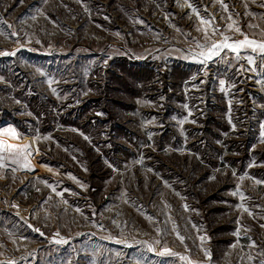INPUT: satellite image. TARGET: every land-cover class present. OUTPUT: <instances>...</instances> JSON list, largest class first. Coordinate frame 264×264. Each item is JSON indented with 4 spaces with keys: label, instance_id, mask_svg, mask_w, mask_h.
<instances>
[{
    "label": "rangeland",
    "instance_id": "374dc122",
    "mask_svg": "<svg viewBox=\"0 0 264 264\" xmlns=\"http://www.w3.org/2000/svg\"><path fill=\"white\" fill-rule=\"evenodd\" d=\"M224 37L264 0H0V264H264V53Z\"/></svg>",
    "mask_w": 264,
    "mask_h": 264
},
{
    "label": "snow or ice",
    "instance_id": "6c2138e0",
    "mask_svg": "<svg viewBox=\"0 0 264 264\" xmlns=\"http://www.w3.org/2000/svg\"><path fill=\"white\" fill-rule=\"evenodd\" d=\"M198 47H202L201 45H197ZM248 46V47H252L253 51L259 49V51L261 53H264V43H259L257 44L255 41L249 40L247 38H245L242 41H238L236 43H229L228 42V37H224L221 43H213L212 46L208 49L207 53L205 52H201L200 55L205 56L206 59L211 58L214 55H217L219 53V51L222 48H228L231 51L239 54V51L241 48ZM8 53H0V55H7ZM14 54V53H13ZM248 62L251 64L253 63V60L251 57L248 58ZM223 83V82H222ZM262 128H264V126H262ZM13 136H15V132L11 129L8 130ZM262 136H264V131H262ZM9 148H12L11 145L8 146ZM28 146H25V148H27ZM4 145L2 144V142H0V151H3ZM3 158L0 157V160H2ZM22 160V164L21 166L24 168H27L29 170H31V165L27 159V156L24 157H16L15 159L12 160V163H21ZM0 167H3V164L0 163ZM15 171V169H14ZM259 183V182H258ZM66 241H57V243H65ZM165 251H169L168 249H165ZM183 259V258H182Z\"/></svg>",
    "mask_w": 264,
    "mask_h": 264
}]
</instances>
